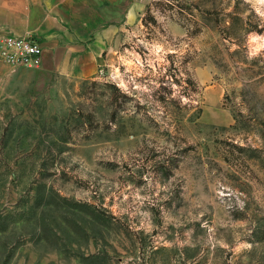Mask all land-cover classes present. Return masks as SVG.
<instances>
[{
  "label": "rangeland",
  "instance_id": "rangeland-1",
  "mask_svg": "<svg viewBox=\"0 0 264 264\" xmlns=\"http://www.w3.org/2000/svg\"><path fill=\"white\" fill-rule=\"evenodd\" d=\"M102 1L93 73L0 62V264H264V0Z\"/></svg>",
  "mask_w": 264,
  "mask_h": 264
},
{
  "label": "crops",
  "instance_id": "crops-1",
  "mask_svg": "<svg viewBox=\"0 0 264 264\" xmlns=\"http://www.w3.org/2000/svg\"><path fill=\"white\" fill-rule=\"evenodd\" d=\"M3 6L1 32L34 33L42 42L34 66L38 81L95 71L112 31L102 0H6Z\"/></svg>",
  "mask_w": 264,
  "mask_h": 264
},
{
  "label": "built area",
  "instance_id": "built-area-1",
  "mask_svg": "<svg viewBox=\"0 0 264 264\" xmlns=\"http://www.w3.org/2000/svg\"><path fill=\"white\" fill-rule=\"evenodd\" d=\"M42 54V42L35 34L6 35L0 41V62L33 66Z\"/></svg>",
  "mask_w": 264,
  "mask_h": 264
}]
</instances>
